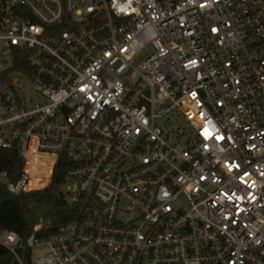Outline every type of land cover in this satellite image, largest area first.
I'll return each mask as SVG.
<instances>
[{"label":"built area","instance_id":"obj_1","mask_svg":"<svg viewBox=\"0 0 264 264\" xmlns=\"http://www.w3.org/2000/svg\"><path fill=\"white\" fill-rule=\"evenodd\" d=\"M10 149L78 208L18 264H264V0H0Z\"/></svg>","mask_w":264,"mask_h":264},{"label":"trees","instance_id":"obj_2","mask_svg":"<svg viewBox=\"0 0 264 264\" xmlns=\"http://www.w3.org/2000/svg\"><path fill=\"white\" fill-rule=\"evenodd\" d=\"M22 161L15 150L0 151V173L6 172L10 180L16 179L21 171ZM64 164L58 161L51 184L41 190L14 195L5 184L0 181V232L13 231L26 238L36 223L34 205L47 204L49 206L48 223L37 231V236H48L55 232L57 227L78 213V208L69 203L62 191ZM23 264H30L31 249L24 248L18 251ZM0 264H18L15 255L4 245L0 244Z\"/></svg>","mask_w":264,"mask_h":264},{"label":"rangeland","instance_id":"obj_3","mask_svg":"<svg viewBox=\"0 0 264 264\" xmlns=\"http://www.w3.org/2000/svg\"><path fill=\"white\" fill-rule=\"evenodd\" d=\"M33 208H34V214H35L36 221L38 220V218L41 217L43 219L44 225L48 223L49 206L47 204H38V205H34ZM44 250H45V246H38L32 249V255H31L32 263L31 264H34V259L36 258V256Z\"/></svg>","mask_w":264,"mask_h":264}]
</instances>
